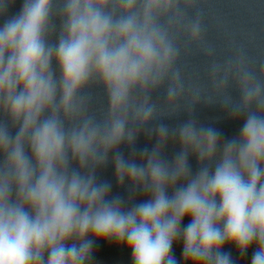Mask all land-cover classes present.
<instances>
[{"label":"clouds","instance_id":"clouds-1","mask_svg":"<svg viewBox=\"0 0 264 264\" xmlns=\"http://www.w3.org/2000/svg\"><path fill=\"white\" fill-rule=\"evenodd\" d=\"M16 2L0 0V16ZM199 3L22 0L0 25V264H92L101 239L124 245L131 264H179L177 242L183 264H235L226 245L241 257L254 248L251 264H264V62L230 41L233 55L210 59V93L186 81L181 56L216 51ZM94 86L106 99L99 120ZM161 90L164 102L153 101ZM201 100L242 119L239 134L159 124L137 160L142 130L181 109L191 116ZM170 141L180 147L171 161ZM110 158L129 201L97 182ZM136 193L147 198L131 203Z\"/></svg>","mask_w":264,"mask_h":264},{"label":"water","instance_id":"water-1","mask_svg":"<svg viewBox=\"0 0 264 264\" xmlns=\"http://www.w3.org/2000/svg\"><path fill=\"white\" fill-rule=\"evenodd\" d=\"M21 3L22 0H17L16 4L9 8L4 16H0V25L6 19L18 14ZM198 7L203 13L205 39L214 46L215 55L212 58L206 57L193 46L186 55L181 56L177 67L184 73L186 81L190 80L206 89L207 91L202 93V95H206L211 92L208 79L210 59L223 62L227 57L233 55V50L229 47L230 41H235L237 45H244L247 56L255 62L257 68L261 62H264V0H200ZM179 39L183 43L184 36L181 35ZM228 92L233 100L239 99V93L235 88H229ZM87 93L91 96V107L97 119H102L106 110V99L103 90L94 86L89 88ZM164 99L163 90L153 95V101L155 102L163 103ZM184 107L187 108V104ZM189 119L196 120L199 125L204 127L215 128L221 134L222 140L237 136L243 123L242 119H233L228 110L221 104H207L201 100L195 105L191 116L186 110L181 109L174 116L161 117L152 121L142 130L134 146L137 160H139L141 151L144 149L150 151L156 143L155 134H149L151 128L159 124H164L170 129L176 128ZM179 150V144L170 141L164 149V158L171 161ZM120 151L128 158L131 149L126 145H121ZM189 163L193 173H195L197 170L196 159L190 157ZM97 182L111 185L109 198L118 196L125 201H129L130 196H132L127 183L123 186L117 184L111 158L105 166L98 169ZM146 198L145 195L136 193L131 203H139ZM188 222L189 220L186 218L183 225ZM223 250L231 254L235 264H251L254 248L249 249L243 257L232 246L226 245ZM173 254L179 264H183L181 242L174 244ZM92 264H131V254L124 245L115 241L97 240L93 249Z\"/></svg>","mask_w":264,"mask_h":264}]
</instances>
